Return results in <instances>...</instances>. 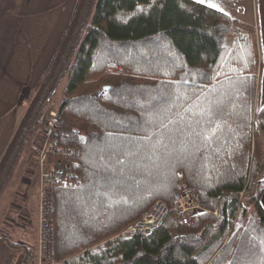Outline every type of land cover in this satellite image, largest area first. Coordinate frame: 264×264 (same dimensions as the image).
<instances>
[{
  "label": "trees",
  "instance_id": "obj_1",
  "mask_svg": "<svg viewBox=\"0 0 264 264\" xmlns=\"http://www.w3.org/2000/svg\"><path fill=\"white\" fill-rule=\"evenodd\" d=\"M232 29L193 0H96L57 85L60 105L56 87L44 110L61 116L56 145L80 150L50 157L81 178L50 188L54 264H264V162L253 155L264 108L242 38L225 44ZM180 186L203 209L186 225L173 200ZM156 200L168 206L163 225L122 234ZM0 244L34 264L26 244Z\"/></svg>",
  "mask_w": 264,
  "mask_h": 264
},
{
  "label": "crops",
  "instance_id": "obj_2",
  "mask_svg": "<svg viewBox=\"0 0 264 264\" xmlns=\"http://www.w3.org/2000/svg\"><path fill=\"white\" fill-rule=\"evenodd\" d=\"M78 1L0 0V160L25 109L50 71ZM209 3L233 22L225 44L230 48L242 38L238 52L248 64L250 58L255 62V106L260 111L264 108V0H205L203 4ZM36 134L39 140L43 138L41 128ZM259 136L257 133L255 137L264 155V139ZM260 203L264 208V192ZM8 258L15 264L9 249L0 244V264Z\"/></svg>",
  "mask_w": 264,
  "mask_h": 264
},
{
  "label": "built area",
  "instance_id": "obj_3",
  "mask_svg": "<svg viewBox=\"0 0 264 264\" xmlns=\"http://www.w3.org/2000/svg\"><path fill=\"white\" fill-rule=\"evenodd\" d=\"M38 128L43 132V143L36 150L38 165V248L36 264H54L53 256V214L54 198L50 188L57 184L80 185L81 178L77 176L70 164L51 160L55 154L69 155L73 158L80 156L78 147L60 148L56 141L60 136L61 116L54 110H48L38 119ZM74 134L79 130L74 129ZM246 195L245 192L241 196ZM177 217L181 224H189L192 218L203 212L196 192L189 187L180 186L173 195ZM168 214V206L161 200H156L151 208L140 219L128 225L122 232L127 236L150 237L159 229Z\"/></svg>",
  "mask_w": 264,
  "mask_h": 264
},
{
  "label": "rangeland",
  "instance_id": "obj_4",
  "mask_svg": "<svg viewBox=\"0 0 264 264\" xmlns=\"http://www.w3.org/2000/svg\"><path fill=\"white\" fill-rule=\"evenodd\" d=\"M199 2V0H193ZM201 3V2H199ZM64 81H61L55 91L53 98L54 109H57L61 102V90ZM26 110V109H25ZM23 116V115H22ZM40 129V128H39ZM38 128L36 130H39ZM36 130L31 135L23 150L19 162L12 174V177L0 197V236H5L10 241L18 244H26L34 249V264H36V253L38 248V165L34 159V151L43 143V138H37ZM260 136L261 133H258ZM259 136V137H260ZM33 137V138H32ZM255 137L253 144V155L256 159L264 162L262 149ZM264 176V168L258 179ZM246 193V192H245ZM53 250L54 248V225H53ZM18 254L19 257H16ZM13 263L19 261L18 252H11ZM15 258L17 260L15 261ZM54 261V256H53ZM12 264V263H10Z\"/></svg>",
  "mask_w": 264,
  "mask_h": 264
},
{
  "label": "water",
  "instance_id": "obj_5",
  "mask_svg": "<svg viewBox=\"0 0 264 264\" xmlns=\"http://www.w3.org/2000/svg\"><path fill=\"white\" fill-rule=\"evenodd\" d=\"M95 3L96 0L78 1L66 35L55 54L50 71L26 108L1 157L0 197L12 177L31 131L44 112L49 98L53 94L66 67L74 56L76 46L83 34L84 27L93 11ZM106 89L107 87L104 88V90Z\"/></svg>",
  "mask_w": 264,
  "mask_h": 264
},
{
  "label": "snow or ice",
  "instance_id": "obj_6",
  "mask_svg": "<svg viewBox=\"0 0 264 264\" xmlns=\"http://www.w3.org/2000/svg\"><path fill=\"white\" fill-rule=\"evenodd\" d=\"M199 2L204 3L205 0H199ZM209 7H214V5H212L211 3H209Z\"/></svg>",
  "mask_w": 264,
  "mask_h": 264
},
{
  "label": "bare ground",
  "instance_id": "obj_7",
  "mask_svg": "<svg viewBox=\"0 0 264 264\" xmlns=\"http://www.w3.org/2000/svg\"><path fill=\"white\" fill-rule=\"evenodd\" d=\"M193 220V219H192ZM130 237V236H129Z\"/></svg>",
  "mask_w": 264,
  "mask_h": 264
}]
</instances>
